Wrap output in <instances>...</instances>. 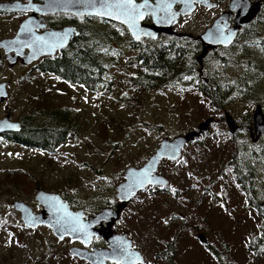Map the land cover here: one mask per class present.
I'll return each instance as SVG.
<instances>
[{
  "label": "rangeland",
  "instance_id": "1",
  "mask_svg": "<svg viewBox=\"0 0 264 264\" xmlns=\"http://www.w3.org/2000/svg\"><path fill=\"white\" fill-rule=\"evenodd\" d=\"M212 1L214 9L197 7L192 15L179 19L175 31L192 38L203 33L230 0ZM250 1L262 3L263 12L246 32L245 28L239 33L231 47L216 54L232 58L231 65L219 67L226 75L241 72L248 59L258 62L249 71L260 97L258 104L242 98L211 111L207 101L189 88L172 86L156 91L131 85L133 73L126 61L137 55L138 49H132L134 42L124 28L95 18L88 27L101 34L94 47L105 62L106 86L88 90L68 86L49 74L33 75L34 85L26 99L28 110H67L73 130L53 154L0 142V264H83L69 255L72 244L68 240L58 242L44 227L34 232L26 229L11 203L22 201L38 212L40 207L33 200L37 187L92 215L116 204L114 187L123 181L126 168L141 166L162 139L191 132L207 118H214L215 123L200 143L186 145L178 162L160 164L158 172L168 180V187L137 195L113 229L127 233L132 248L142 254L143 264H167V260L170 264H260L248 252L247 244L258 235L264 220L240 193L229 166L232 137L240 150L264 144V136L252 143L247 131L255 107L260 106L264 113V0ZM20 19L12 17V27ZM161 39L142 43L157 46ZM256 41L259 43L253 44ZM211 58L208 55L202 66ZM21 100L13 97L10 101L16 116L23 106L16 101ZM225 113L239 128L233 135L224 122ZM249 163L255 170L260 205L264 161ZM199 234L206 245L198 241Z\"/></svg>",
  "mask_w": 264,
  "mask_h": 264
},
{
  "label": "water",
  "instance_id": "2",
  "mask_svg": "<svg viewBox=\"0 0 264 264\" xmlns=\"http://www.w3.org/2000/svg\"><path fill=\"white\" fill-rule=\"evenodd\" d=\"M42 1L43 4L38 5L34 10L35 13L65 12L74 14L79 21H82L84 17H92L112 22L125 28L135 43L143 40L155 41L161 35H173L175 34L174 28L181 17L192 15L197 7L207 10L216 7V3L212 0H148L151 8L145 12L144 19L138 21L137 35L139 39H136L128 30L127 25L108 16L96 15L92 8L86 7L83 3H76L75 0ZM136 2L143 3V0H136ZM234 2L235 0H230L227 9L213 21L211 26L197 36L201 51L196 57V62L200 66L209 51L229 47L235 41L239 31L250 24L260 12L259 2L244 0L245 6L242 8L234 7ZM157 3H169L171 7L167 11L157 9L155 7ZM21 6L19 2H12L7 5V8L13 12L27 10ZM152 11H155V16L151 14ZM169 13L171 19H169ZM36 27V20L33 17L27 18L20 24L17 35L12 41L13 49L27 47L28 54L21 57L22 63L26 66L41 57L54 56L57 51L67 45L70 38L78 36L74 29L66 28L62 31H50L40 37H35L33 30ZM25 36H27L26 39ZM224 119L229 134L233 135L237 130V125L226 113ZM251 121V127L248 129L249 137L251 142L255 143L264 135V113L260 106L255 107ZM213 123H215L214 118H207L198 123L196 129L191 132L171 139H162L155 151L141 166L126 168L123 172V181L114 187V197L117 202L115 207H105L86 216L82 209H72L60 195L43 190H37L33 197V200L40 206L39 212H33L22 201H13L11 207L19 215L22 225L28 230L34 232L40 227H45L59 242L69 239L71 243H80L82 247H71L69 254L82 262L116 264V260L121 259V264H143L142 254L132 248L127 233L118 234L112 227L119 220L122 211L139 193L148 188L165 189L168 187V180L158 172L160 164L164 161L171 163L179 161L185 146L197 141ZM18 130V123L9 122L7 119L0 121V133L17 132ZM145 172L149 173L148 179L141 184ZM259 207L264 213V203H261ZM81 226H84L83 230H81ZM93 239L102 240L106 246L103 248L94 247L89 250ZM197 239L201 244L206 245L207 242L202 234L197 235ZM122 249L126 250L128 255L122 256Z\"/></svg>",
  "mask_w": 264,
  "mask_h": 264
},
{
  "label": "trees",
  "instance_id": "3",
  "mask_svg": "<svg viewBox=\"0 0 264 264\" xmlns=\"http://www.w3.org/2000/svg\"><path fill=\"white\" fill-rule=\"evenodd\" d=\"M262 5L261 3L263 9ZM262 9L261 12H263ZM262 22L264 25V20ZM247 28L248 26L246 29L244 28L243 32H246ZM88 38L81 42L77 39L72 57L66 54L52 60H45L39 67L41 72L49 74L63 83L82 86L88 90H95L101 85L106 86L109 81L106 79L105 62L94 47L96 42L101 39V34L91 31ZM161 40L163 41L157 46L132 43V49H138V53L126 61V66L133 73L129 78L131 85L156 91L172 86L189 88L207 101L211 111L221 110L229 102L240 101L242 98L255 104L260 103L258 91H256L252 75L249 73L254 67H257V61L248 59L244 62L247 67L242 68L241 72L235 75H226L223 70L222 73L219 70L224 66L231 65L232 58L216 54L224 51L223 48L212 53L209 52L208 55L212 57L209 64L201 67L196 62L199 53L197 40L174 36H164ZM83 42H87L86 45ZM258 43L259 41H256L253 44ZM236 63V61L233 62L234 65ZM39 115L38 122L26 125L24 133L19 135L18 144L38 149L46 154H53L71 136L73 128L69 113L63 109H40ZM202 137L203 135L195 143H200ZM232 142L229 166L235 183L240 193L245 196L247 203L264 220V213L259 207L262 200L256 192L257 189L255 190V170L249 163V161L259 163L264 161V144L250 145L248 150H240L234 143L233 137ZM37 189L35 187L34 191ZM112 205L114 204H109V206ZM85 212L90 213L91 210L85 209ZM247 250L255 260L264 264V226L258 235L249 239ZM167 261V264H170L169 260Z\"/></svg>",
  "mask_w": 264,
  "mask_h": 264
},
{
  "label": "flooded vegetation",
  "instance_id": "4",
  "mask_svg": "<svg viewBox=\"0 0 264 264\" xmlns=\"http://www.w3.org/2000/svg\"><path fill=\"white\" fill-rule=\"evenodd\" d=\"M12 2L21 3L22 5L21 7L27 8V10L17 11V12H13L9 10L7 8V5L11 4ZM42 4H43L42 0H0V93H3L2 95H0V110H1L0 121L7 119V121L9 122L19 124V130L17 132L9 131V132L0 133V142H3L11 146H22L20 143L18 144L17 141L19 135L21 133H24V129L28 123L34 124L39 121L40 115L38 116V114L40 109L29 111L26 106L28 103V100L26 99L28 97V92H29L28 90H30V88H32L34 85L33 75L45 74L42 73L41 70L39 69L40 65L45 60H52L58 56L68 54L70 57H72L73 56L72 51L75 48L77 39L80 40L79 42H81L82 40L85 41L89 39L88 37L90 36V32H91L90 28L88 27V23L92 19V17H84L82 21H79L76 18V16L72 13H65V12L41 13V14L35 13L34 10L37 9L38 5H42ZM12 17L21 18L18 25L15 27H12L11 25L10 19ZM29 17H33L36 20L37 27L33 30V36L35 37H40L41 35L50 31H62L63 29L66 28L74 29L78 33V36L70 38L69 41L67 42V45L63 49L57 51L54 56L41 57L37 61L33 62L31 65L26 66L22 63L21 57L23 55L28 54L27 47L22 46L20 48L18 47L13 49L12 41L17 35L20 24ZM146 22L148 23L149 21ZM231 23H233L232 20ZM177 34L180 33L176 32V34L172 36L177 38H189L195 41L197 40V37L196 38L188 37L186 34H183L182 37H178ZM163 37L164 35H161L159 36L158 39H161ZM26 38L27 36H25V39ZM196 42L198 43L199 53H200L201 45L198 42V40ZM83 43L84 45H86L87 42H83ZM88 44L90 45V43ZM21 71H23L24 73L22 74ZM15 74H19V75H15ZM65 84L68 86L71 85L68 83ZM13 97L16 100L23 99L21 101H16V104L23 105L21 110L22 112L20 111L18 116L14 114L15 110L10 104V101L12 100ZM237 129H239L238 126ZM248 129L249 127L247 128V131ZM248 136H249V131H248ZM15 214L19 217L17 213ZM65 240H68L70 242L69 239H65ZM96 241H100L101 243L99 245L97 244L95 245ZM71 244L72 245L69 248L82 247L80 243H71ZM105 246L106 245L103 241L94 239L91 243V246L89 247V250L94 247L103 248Z\"/></svg>",
  "mask_w": 264,
  "mask_h": 264
},
{
  "label": "snow or ice",
  "instance_id": "5",
  "mask_svg": "<svg viewBox=\"0 0 264 264\" xmlns=\"http://www.w3.org/2000/svg\"><path fill=\"white\" fill-rule=\"evenodd\" d=\"M76 3H83L86 7L93 9L96 15L99 16H108L112 19L119 20L122 24L127 25L128 30L132 32L134 38L139 39L137 35L138 21L144 19L145 12L151 8V5L148 3V0H143V3H137L136 0H75ZM234 7H244V0H235ZM157 9H162L167 11L170 9L171 5L169 3H157L155 6ZM155 16V11L151 13ZM169 19H171V14L169 13ZM3 93H0L2 95ZM149 173L145 172L144 178L141 181V184L144 180L148 179ZM151 182V181H149ZM84 229V226H81V230ZM74 231L76 229H73ZM121 254L128 255L127 251L122 249ZM116 264H121V259L116 260Z\"/></svg>",
  "mask_w": 264,
  "mask_h": 264
}]
</instances>
